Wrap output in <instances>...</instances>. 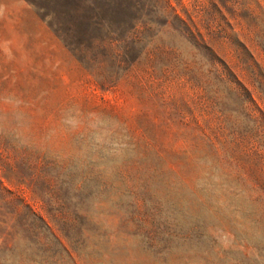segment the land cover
<instances>
[{"label": "rangeland", "instance_id": "1", "mask_svg": "<svg viewBox=\"0 0 264 264\" xmlns=\"http://www.w3.org/2000/svg\"><path fill=\"white\" fill-rule=\"evenodd\" d=\"M168 1L184 23L150 32L124 72L5 0L16 59L0 54V92L24 98L30 126L0 133V264H204L212 248L264 264V0ZM74 104L113 118L99 143L63 131Z\"/></svg>", "mask_w": 264, "mask_h": 264}, {"label": "trees", "instance_id": "2", "mask_svg": "<svg viewBox=\"0 0 264 264\" xmlns=\"http://www.w3.org/2000/svg\"><path fill=\"white\" fill-rule=\"evenodd\" d=\"M26 1L37 9L43 20L71 48L73 53L78 55L81 61L84 57H88V53L94 55L97 50H101L112 55L118 69L120 71L124 70V72L137 63L140 54L128 63L125 57L137 49L138 46L143 45L147 48L148 44L144 42H146V36L150 32L155 31L154 37L153 35L152 37L159 40L160 37L158 36L167 30L170 18H174L182 24L184 23L180 16L175 13L168 0ZM107 12L111 13L112 19H117L116 27L112 26L111 17L106 16ZM153 12L158 17L164 18L165 21L157 24V21L150 20L149 16ZM78 36L80 38H77ZM232 76L235 78L234 80L220 78L227 83L229 92L240 100L243 109L241 94L243 84L236 79L233 73ZM208 147H211V143H208ZM194 231L197 234V236L194 235L196 240L201 239V237L206 238L213 245V239L207 232L198 228L197 231L196 229ZM188 237L185 236L184 241L191 240L190 236ZM228 252L230 251H215L212 248L210 254L203 258L204 264H243V258H245L243 252L237 253L240 258H234L235 263H231L225 257Z\"/></svg>", "mask_w": 264, "mask_h": 264}, {"label": "clouds", "instance_id": "3", "mask_svg": "<svg viewBox=\"0 0 264 264\" xmlns=\"http://www.w3.org/2000/svg\"><path fill=\"white\" fill-rule=\"evenodd\" d=\"M26 5V0H20ZM10 8L5 0H0V20H7ZM0 54L8 61L16 59L13 41L0 38ZM29 105L24 98L13 91L0 92V133L14 132L18 139H24L29 130L30 117L27 114ZM61 127L66 133H76L87 127L93 138L99 143L98 137L103 135L105 129L113 127V118L105 113L89 111L82 113L79 105H71L61 113Z\"/></svg>", "mask_w": 264, "mask_h": 264}]
</instances>
